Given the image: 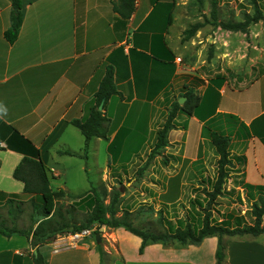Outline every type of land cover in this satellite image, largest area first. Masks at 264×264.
Masks as SVG:
<instances>
[{
	"label": "crops",
	"instance_id": "0c3cea01",
	"mask_svg": "<svg viewBox=\"0 0 264 264\" xmlns=\"http://www.w3.org/2000/svg\"><path fill=\"white\" fill-rule=\"evenodd\" d=\"M169 2L134 0V10L126 18L116 10L117 0H20L22 23L10 43L4 31L11 23L12 0H0V107L7 110L0 116V219L6 218L9 224L13 221L6 200L27 201L31 196L13 175L24 155L32 156L25 140L46 167L49 187L71 194L88 191L85 184L90 160L101 170L97 184L115 185V180L124 177V169L152 146L167 110L186 90L177 51L182 24L174 8L179 4L172 1L170 11H165ZM157 4L160 10L154 12ZM109 66L117 94L109 97L103 109L109 118L107 137L92 138L85 158L62 154V150L82 154L84 136L71 121L88 116L94 93ZM207 83L205 80L197 95H203ZM218 91V103L210 112L177 115L176 127L168 133L166 153L179 155L186 167L199 166L205 156L214 155L204 130V124L209 123L230 135L231 155L244 158L243 162L233 160L231 174L239 175L237 179L243 183L264 185V109L251 117L224 109L223 85ZM220 113L234 114L238 121L221 120L217 117ZM213 116L218 120L210 121ZM193 126L196 133H192ZM172 133H176L173 138ZM101 147L106 155L99 165ZM76 157L81 162L70 165V159ZM73 175L80 187L69 189ZM22 213L12 214L14 222ZM102 229L105 237L100 247L110 256L111 264L216 262L214 236L196 245L150 243L140 253V237L123 228ZM61 240H68V234L61 238L56 235L32 248L24 235L7 237L0 233V264H35L38 253L45 264H101L96 241L88 238L75 246L57 247ZM224 240L226 264H264V234Z\"/></svg>",
	"mask_w": 264,
	"mask_h": 264
},
{
	"label": "rangeland",
	"instance_id": "374dc122",
	"mask_svg": "<svg viewBox=\"0 0 264 264\" xmlns=\"http://www.w3.org/2000/svg\"><path fill=\"white\" fill-rule=\"evenodd\" d=\"M172 1L179 4L174 8L182 24L177 51L186 87L199 92L205 80L220 74L226 78L222 108L236 110L245 117H251L264 109V20L249 24L242 31L226 30L211 23L212 0H170L165 11H170ZM256 4L264 12V0H256ZM154 7V12L160 10L159 4ZM215 8L220 22L243 21L244 14H252L254 11L252 0H216ZM195 22H204V25L191 38L183 40L184 30ZM196 132L197 128L193 126L192 133ZM175 135L172 133V138ZM194 147L197 148L196 145ZM150 148L138 155L129 168L124 169L122 182L115 180V185L104 182L105 187L107 190H121L120 209L132 211L129 217L135 226L162 230V227L175 226L179 221L188 220L200 225L203 210L209 201L207 192L212 190L216 177L217 154L214 151V155L205 156L197 167H186V161L181 162L177 154L166 153V147L160 155L149 158ZM105 155L101 147L99 165L103 157L105 160ZM70 160V165L81 162L77 157ZM170 162L173 164L166 167ZM87 170L85 188L88 190L92 186H100L96 181L99 180L101 170H98L94 161L87 162ZM238 177L230 174L223 184L221 194L212 202L211 218L214 220H221L223 216L234 213L243 215L247 223L253 221L247 213L252 200L246 197V190L236 186ZM69 180L72 182L67 186L69 189L80 187L74 175ZM52 185L56 186L53 182ZM158 210L162 212L161 223ZM30 211V204H25L24 212L15 226L22 229L30 227ZM100 233L104 238L102 228ZM88 238L95 242V234L84 239ZM203 246H207V242ZM104 264H107L106 259Z\"/></svg>",
	"mask_w": 264,
	"mask_h": 264
},
{
	"label": "trees",
	"instance_id": "16d2710c",
	"mask_svg": "<svg viewBox=\"0 0 264 264\" xmlns=\"http://www.w3.org/2000/svg\"><path fill=\"white\" fill-rule=\"evenodd\" d=\"M252 4L254 6L253 13L244 14L243 21L220 22L217 20L216 0H212L210 10L211 23L215 26L219 25L226 30H245L249 24L264 20L263 9L257 6L256 0H252ZM115 7L122 16L127 18L134 10V0H117ZM170 20L169 13L168 21ZM21 23L20 0H12L11 23L4 31V36L8 42L11 43L16 39ZM203 25L204 22L191 24L184 30L183 40L191 38ZM225 80V76L218 74L208 80L202 96L197 95L193 88L186 87V90L180 95L185 97L184 102L179 103L178 98H175L167 110L162 125L156 131L155 139L148 155L149 158L160 155L162 150L168 146V133L176 127L175 119L179 113L193 115L194 113L197 114V112H210L216 108L219 98L218 89L224 84ZM114 94H117V89L114 83L113 69L109 66L106 68L104 76L94 93V103L88 116L84 119L71 121V124L78 128L84 136L82 154L70 150H62V154L81 155L85 158L92 138L107 137L109 118L105 115L103 109L109 97ZM100 105L102 106L101 109H99ZM217 117L221 120L225 117L226 119L238 121V118L231 113H220ZM217 117L213 116L210 121H217ZM241 125L245 127L243 123ZM204 130L218 158L215 181L213 182L212 190L207 192L209 201L203 210L200 225L188 220L185 222L179 221L175 226L162 227V230L135 226L129 217L132 211L120 209V204L122 203L121 190L116 188L107 190L104 183L100 186H92L88 191L79 194L67 193L62 188L53 190L49 187L47 169L38 158L37 150L25 140L33 150L32 156L24 155L22 161L15 167L13 175L23 182L24 192L31 194V196L27 201L6 200V205L9 207L8 212L12 216L13 221L11 222L12 224L10 223L11 225H8L6 218L0 219V233L7 237L13 234L24 235L29 239L32 248H37L51 241L58 234L93 229L94 235L97 233L101 234L100 230L103 226L107 228H123L141 238L140 253L150 243L162 242L167 244L177 242L182 245H196L204 238L214 236L217 238L215 264H226L225 237L264 234V224H262L264 185L246 184L241 182V180L236 182V186H241L246 190V197L252 200L251 206L247 210L248 215L253 219L252 222L247 223L243 215L234 213L223 216L221 220L211 218L210 206L216 196L221 194L223 184L232 172L233 160L243 162L244 158L243 156L231 155V137L222 128H212L208 123L204 124ZM254 191L257 193L256 195ZM106 200L108 201L106 202ZM70 201L72 202L70 203ZM27 203L31 207L29 216L32 224L27 229L18 228L15 226L12 214L24 212V206ZM81 206L82 208H80ZM80 209L84 212H80ZM158 212L161 223L162 212L160 210ZM78 216H80L79 219ZM97 246L100 248L101 264H104V259L107 260L108 264H111V258L101 250V244L99 243ZM34 262L35 264H45L39 253L35 256Z\"/></svg>",
	"mask_w": 264,
	"mask_h": 264
},
{
	"label": "built area",
	"instance_id": "2783aa9c",
	"mask_svg": "<svg viewBox=\"0 0 264 264\" xmlns=\"http://www.w3.org/2000/svg\"><path fill=\"white\" fill-rule=\"evenodd\" d=\"M68 240H61L57 245V247H65V246H75L80 243L85 237H90L93 234V229H83L79 232L75 233H67ZM60 238L63 234H59ZM57 240V239H56Z\"/></svg>",
	"mask_w": 264,
	"mask_h": 264
},
{
	"label": "water",
	"instance_id": "95a60500",
	"mask_svg": "<svg viewBox=\"0 0 264 264\" xmlns=\"http://www.w3.org/2000/svg\"><path fill=\"white\" fill-rule=\"evenodd\" d=\"M184 99H185V97H180V98H178V102L179 103H183V101H184ZM101 105L99 106V109H101ZM101 235L99 234V233H97V234H95V241H96V243L97 244H99L100 242H101Z\"/></svg>",
	"mask_w": 264,
	"mask_h": 264
},
{
	"label": "clouds",
	"instance_id": "9594fccd",
	"mask_svg": "<svg viewBox=\"0 0 264 264\" xmlns=\"http://www.w3.org/2000/svg\"><path fill=\"white\" fill-rule=\"evenodd\" d=\"M6 113H7L6 108L0 107V116L6 115Z\"/></svg>",
	"mask_w": 264,
	"mask_h": 264
}]
</instances>
